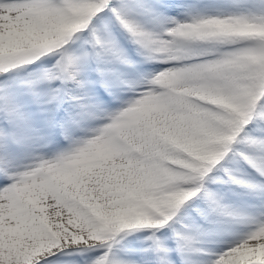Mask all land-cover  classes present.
<instances>
[{"label":"snow or ice","instance_id":"snow-or-ice-1","mask_svg":"<svg viewBox=\"0 0 264 264\" xmlns=\"http://www.w3.org/2000/svg\"><path fill=\"white\" fill-rule=\"evenodd\" d=\"M0 264H264V0H0Z\"/></svg>","mask_w":264,"mask_h":264}]
</instances>
